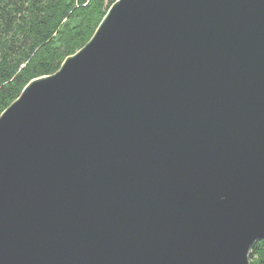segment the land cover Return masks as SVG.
I'll use <instances>...</instances> for the list:
<instances>
[{"label": "water", "instance_id": "95a60500", "mask_svg": "<svg viewBox=\"0 0 264 264\" xmlns=\"http://www.w3.org/2000/svg\"><path fill=\"white\" fill-rule=\"evenodd\" d=\"M264 239V0H116L0 114V264H249Z\"/></svg>", "mask_w": 264, "mask_h": 264}, {"label": "trees", "instance_id": "16d2710c", "mask_svg": "<svg viewBox=\"0 0 264 264\" xmlns=\"http://www.w3.org/2000/svg\"><path fill=\"white\" fill-rule=\"evenodd\" d=\"M116 0H0V114L31 81L54 74ZM264 264V239L248 254Z\"/></svg>", "mask_w": 264, "mask_h": 264}]
</instances>
